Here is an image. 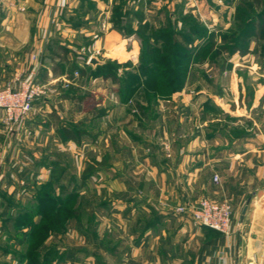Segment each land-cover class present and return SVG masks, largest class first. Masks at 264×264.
I'll use <instances>...</instances> for the list:
<instances>
[{
	"label": "crops",
	"instance_id": "obj_1",
	"mask_svg": "<svg viewBox=\"0 0 264 264\" xmlns=\"http://www.w3.org/2000/svg\"><path fill=\"white\" fill-rule=\"evenodd\" d=\"M135 1L127 0L126 5L132 6ZM87 3L93 7L92 19H88L90 15L85 13L88 11ZM118 3L119 0H0V88L14 78H24L31 71L35 72L39 82L55 86L52 99L39 104L38 114L33 118L26 116L14 131L21 134L38 131L42 139L45 137L48 142L45 147V144L42 145L43 149L38 155L34 154L38 157L35 160L38 168L44 170L47 160L52 167L58 168L61 163L57 159L44 157L48 150L75 149L82 139L87 143V139L94 137L80 127L81 118L83 116L94 121L100 115L102 126L97 149L103 159L100 164L109 165L111 155L128 153L134 158V163L147 167L146 174H141L136 182L105 180L106 187L135 185L139 194L135 195L134 201L133 198L118 199L115 206L110 199L100 203L103 210L99 211V216L107 225L117 226L119 235L111 238V254L108 253L107 258L99 254L100 261H105V264H264V41L250 37L243 55L228 57L229 66L223 70L218 68L220 81L216 97L220 99L225 89L228 90V80L235 69V57L250 58L247 65L249 75L259 77V81L245 89L241 86L235 88L237 92L240 91L239 102L245 107L243 113L236 112L234 101L219 104L212 96L210 104L221 112L224 119H216V125H223L227 130L209 132L204 127L206 120L200 115L209 100L197 102L183 97L176 102L171 95L163 98V103L157 101L155 107L160 112L153 121L164 117L162 109L174 105L182 109L185 120L193 116L200 128L195 134H177L171 138L169 145L165 142L169 138L164 133L165 138L162 137L160 143L152 142L146 136H135L123 126L125 107L130 105V100L124 102L116 98L110 104L106 99L98 102L91 90L95 85H101L98 80L90 78L84 82L81 78H73L74 71L70 77V61L79 68L89 65L90 70L105 64L107 60L136 61L138 45L133 37L115 30L103 34L99 31L101 19L106 18ZM152 3L148 2L143 10H148ZM77 18L82 21L77 22ZM71 19L75 21L72 23ZM96 31L100 32L98 39L94 35ZM81 41L89 44V54L83 60L82 54L77 57ZM95 50H100V57L95 55ZM32 56L35 57L34 61ZM91 57L100 63L86 64ZM222 74H227L225 82ZM64 79L71 80L69 85L73 86L69 98L63 95V90L69 86L63 87ZM184 89L178 93L179 97L184 94ZM83 91L88 97L79 100L78 96L85 95ZM241 106L237 107L240 109ZM246 110L249 111L248 115ZM1 118L0 112V128ZM118 125L119 129L116 128ZM63 127L70 129L73 136H76V130H83L80 143L67 139L61 132ZM88 143L91 146V142ZM137 155L139 160L136 159ZM214 175L219 178L217 183L213 182ZM25 182L30 181L26 179ZM41 183L42 186L44 182ZM13 193L10 191L8 194L11 196ZM203 197L214 202L228 200L231 204L228 236L194 226L187 214H177L169 208V205L196 203ZM247 202L248 208L241 222V212ZM127 204L130 205L129 209L124 211ZM245 224L248 230L246 237H243ZM104 229L106 232L107 228ZM91 256L98 258L97 254ZM75 263L72 257L65 262ZM95 263L99 264L97 260Z\"/></svg>",
	"mask_w": 264,
	"mask_h": 264
},
{
	"label": "rangeland",
	"instance_id": "obj_2",
	"mask_svg": "<svg viewBox=\"0 0 264 264\" xmlns=\"http://www.w3.org/2000/svg\"><path fill=\"white\" fill-rule=\"evenodd\" d=\"M126 2L127 0H119L118 6L122 7L121 14H127L126 18L128 19H131V15L135 14L141 21L140 27L136 17H134L131 20L132 26L129 28L125 27L127 26L124 23L125 20L123 22L124 33L127 30H132L133 35L129 37H133L138 45L137 59L134 63L132 61L117 62L106 59V63L108 62L112 65L101 71H96L94 75L92 74L91 80L96 79L101 85H98V87L95 85L94 89L91 90L94 91V99L98 102H101V99H106L110 104L116 98L117 100L124 99L126 102L130 100V105L125 107L124 111L123 126L125 129L135 134V136H138L137 134L146 136L148 140L156 143L162 137L165 138L164 133L170 139V141L169 139L167 140L168 142L165 141L169 145L172 141L171 138L179 133L195 134L197 128H200L195 118L189 116L185 120L182 109L169 104L172 106L165 110L162 109L164 117L161 120L156 119L153 121L160 112L155 107L157 101L160 100L162 102L163 98L169 97L161 96L168 88L164 84L155 85L159 96L154 98L150 91L147 94L143 93V86L133 92L126 89L125 85L123 89L124 81H132L134 83L140 81L142 83L150 78L137 69L141 52H149L148 56H146L149 66L156 68V72L160 71L161 65L155 62L154 53L156 51L163 53L168 43L160 37V33L172 32L178 40H181L180 36L182 34L192 39L194 36L192 26L197 22L198 25L204 26L205 34L214 33L215 39L220 42L221 39L218 37L224 35L232 25V15L237 0H136L129 7ZM148 2L153 3L148 10H143V6L148 4ZM153 6L155 8H151ZM92 11L91 9L85 11L86 14L90 15L88 19H92ZM111 15L112 10L106 15L107 19L103 18L100 21L99 31L102 34L114 30L110 28ZM74 19H71L72 23L76 20ZM78 21L81 22L82 20L77 18ZM102 25H105V28H102ZM198 28H201V26ZM99 31L94 32L97 39ZM88 47L89 44L81 41L80 47H77L79 49L77 57L82 54V60L85 59L84 57L89 54ZM187 48L190 57L189 63L191 62L189 65L190 69L183 86L185 89L182 97L178 96L179 92L172 95L176 102L179 98L184 97V99H193L197 102L209 100L210 104L212 96H214L219 104L234 101L236 112H245V107L241 106L239 102L240 91L238 90L237 92L235 88L241 86L245 89L247 88L246 86L259 81V77L256 74H254V78L249 75V69H247L249 66L247 67V65L250 64V58L235 57L233 59V67L235 69L232 70L228 80V90L225 87L224 96L220 99L216 97L220 73L218 66L211 63V60H213L211 58H215L212 57L215 51L210 49L209 43L205 40L194 41L190 46L187 45ZM94 53L98 56L101 52L100 50H95ZM203 58L204 60L201 61ZM221 58L223 59V57ZM32 60H35L33 56ZM184 64V60L183 62L182 60L178 62V65L182 66V68H184ZM128 75L129 77L135 75L139 80L137 78H128ZM222 75L225 82L227 74ZM84 82H86V79H84ZM149 86L150 88L153 87L151 84ZM51 87V92L47 97L34 102L32 110L27 115L28 118H33L34 115L38 114L39 104L52 99L55 86L51 84ZM120 89L123 90L122 94H119ZM233 89L234 91H232ZM84 92L86 93V91H83V94H85ZM89 95L91 96V94ZM139 104H142L143 107H140ZM239 105L241 110L238 108L240 107ZM210 108L214 107L211 106ZM126 110L129 111L127 112ZM214 112L209 110L201 112L200 118L206 120L204 127L209 132L227 130V127H223V125L217 127L216 119H224L221 118L222 115L220 113ZM246 114L248 115L249 111ZM95 119L91 121L87 117L82 116L81 118L82 124L80 127L83 130H88L94 137L87 139L88 142H91V146H89L88 142H85V139H82V143L79 146L76 145L75 149L48 150L44 157L50 156L53 159H57L61 164L58 168H54L47 160V166L44 170L38 168L35 162L38 157L34 154L38 155V152L43 149L42 145L45 144L44 147L47 145V139L45 137L42 139L41 134L35 130L21 134L14 131L16 126L13 129H8L3 125L1 119L0 264H35L36 261L38 262L37 264H65L71 257L75 259V264H94L96 260L99 264L100 262L105 264V261H100L99 254L107 258V254H111L109 250L112 245H110L111 238H116L119 235L117 226L107 225L101 215L99 216V211L102 212L103 210L100 207V203L110 199V201H113V206H115L114 204L118 199L125 200L129 198V200H132L133 198L134 201L136 200L134 198L135 195L138 194L134 184H131L134 187L124 186V188H121L119 185L118 187H106L105 180L113 179V181H117L123 179L124 181L129 180L131 183L136 182V179L141 174H146L147 167L134 163V158L128 153L117 156L116 154L111 155L108 159L109 165L100 164L103 159L100 158L97 149L99 148L98 136L100 135L102 122L100 115ZM147 119H149L148 123H146ZM112 124L114 125V122ZM220 124H224V122ZM114 126H112L113 132L116 131ZM119 126H116V128L118 127L119 129ZM5 136L8 138H5ZM10 136H12L11 139H9ZM44 136L46 135L44 134ZM136 159L139 160V155H137ZM90 164L95 169L84 183L81 179L82 173ZM26 179L32 183H26ZM41 181L44 182L42 186L40 185L42 184ZM10 191L14 192L11 196L8 194ZM37 192L45 196L48 195L54 200L43 198L44 202L39 201L36 195ZM71 194L73 195L72 197H70ZM129 206L127 204L124 211H127ZM176 207L178 206L169 205V208L173 209V211ZM42 213L46 216H43ZM2 224L5 225L2 226ZM104 227L107 228L108 233H106L107 231L105 232V229L103 230ZM72 248L81 250L73 251ZM93 254H97L99 260L95 256L90 257Z\"/></svg>",
	"mask_w": 264,
	"mask_h": 264
},
{
	"label": "trees",
	"instance_id": "obj_3",
	"mask_svg": "<svg viewBox=\"0 0 264 264\" xmlns=\"http://www.w3.org/2000/svg\"><path fill=\"white\" fill-rule=\"evenodd\" d=\"M87 9H93L90 3H87L86 5ZM121 8L118 5L113 7L112 15L110 18V28L114 29L116 31L121 32L122 34H126V36L133 35L132 30L124 33V26L123 22L127 24L125 27L132 26V19L136 17L137 22L139 23V26L141 25L140 18H137L135 14L131 15V19L126 18L127 14L125 13L121 14ZM145 24V23H144ZM143 24V25H144ZM170 24V23H169ZM171 25V24H170ZM195 26H201V28L195 27ZM141 27V26H140ZM193 30V38L190 39L187 36H184L182 34L180 37L181 40H178L175 38L174 33H160L161 36L165 41H167V46L164 49L163 53H160L156 51L154 53L155 55V62L158 63L160 66V71L156 72V68H151L148 64V59H146V56H148V53L141 52L139 56L138 61V67L137 69L142 72V74H146L148 77V80L146 82H128L124 81V84L122 88L129 89L130 91H136L140 86H143V93L147 94L149 91L152 93L153 97L159 96L157 87L155 85L164 84L166 88H168L161 96H171L174 93H178L183 89V86L185 84V80L187 78V74L189 73L190 69V57H189V50L187 48V45L190 46L192 42L194 41H201L205 40L209 43L210 49H213L215 52L211 58L213 64L217 65L220 70L226 69L229 66L228 63V57H231L234 54L243 55L248 48V42L250 37H254L257 40H263L264 41V0H237L236 6L234 8V12L232 15V25L225 32L224 35L218 37L220 42L217 41L216 36L214 33L205 34L204 26L196 22L195 25L192 26ZM134 31V30H133ZM147 52V51H146ZM223 57V59L221 58ZM221 58V59H220ZM220 59V60H216ZM184 60V68L182 66L178 65V62ZM204 58L201 60L203 61ZM70 63V77L72 76V72L78 73V78L81 79H90L92 76L96 73V71H101L102 69H106L112 64L105 63L101 66H96L94 69L90 70V66L87 68H79L77 65H74L72 61ZM181 67V68H180ZM182 69V70H181ZM93 74V75H92ZM132 77L127 76L128 78L136 79L135 75H131ZM139 80V78H137ZM151 84V87L149 86ZM73 86L69 85L67 89L63 90L64 97L69 98L70 92L72 91ZM123 90H119V94H122ZM88 94H85L83 96H78L77 98L79 100H83L86 98ZM72 97V96H71ZM122 101L126 102L124 99H121ZM212 106L211 104L207 103L205 105L204 111H212L214 113H220V111L217 110V108H210ZM213 107V106H212ZM203 111V112H204ZM62 134L65 135L67 139L73 140L75 143H80V136L84 134L83 130H76V136H73L71 133V130L68 128L63 127L61 130ZM94 166L88 165L86 169L82 173V181H85L88 179L92 173L94 172ZM38 196L39 201L44 202V199L47 200H54L48 197V195H44L41 193H36ZM72 197V196H70ZM44 198V199H43ZM53 198V197H52ZM40 202V204H42ZM55 202V201H54ZM56 206V205H55ZM54 206V207H55ZM53 207V208H54ZM52 209V208H51ZM55 212V211H54ZM43 214V213H42ZM45 214H43L44 216ZM46 216V215H45ZM212 231V230H211ZM38 262L36 261L35 264Z\"/></svg>",
	"mask_w": 264,
	"mask_h": 264
},
{
	"label": "built area",
	"instance_id": "obj_4",
	"mask_svg": "<svg viewBox=\"0 0 264 264\" xmlns=\"http://www.w3.org/2000/svg\"><path fill=\"white\" fill-rule=\"evenodd\" d=\"M102 28H105V25H102ZM88 61L89 59L86 63ZM77 77L78 73L74 72L73 78ZM70 83L71 80L64 79L63 87L66 88ZM51 88V83L39 82L35 78L34 71L29 72L24 78H14L11 83L0 88V112L3 125L8 129L17 126L30 113L34 102L47 97ZM218 180V176L214 175L213 182L217 183ZM174 211L181 215L187 214L194 226L207 228L225 236L230 234L232 208L228 200L214 202L203 197L195 204L178 206Z\"/></svg>",
	"mask_w": 264,
	"mask_h": 264
},
{
	"label": "water",
	"instance_id": "obj_5",
	"mask_svg": "<svg viewBox=\"0 0 264 264\" xmlns=\"http://www.w3.org/2000/svg\"><path fill=\"white\" fill-rule=\"evenodd\" d=\"M100 62L95 58V57H91L88 61V64L90 65H95V64H99ZM249 202V201H248ZM248 202L247 204L243 207L242 209V212H241V218H240V221L243 222L244 220V215L247 211V208H248ZM247 230H248V225L245 224V226L243 227V231H242V234H243V237H246V234H247Z\"/></svg>",
	"mask_w": 264,
	"mask_h": 264
}]
</instances>
